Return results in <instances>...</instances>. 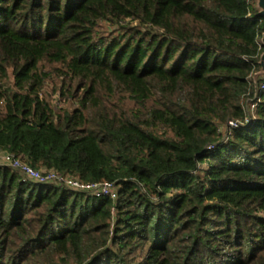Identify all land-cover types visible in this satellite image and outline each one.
Segmentation results:
<instances>
[{"label": "trees", "instance_id": "obj_1", "mask_svg": "<svg viewBox=\"0 0 264 264\" xmlns=\"http://www.w3.org/2000/svg\"><path fill=\"white\" fill-rule=\"evenodd\" d=\"M263 32L256 0H0V152L116 187L0 163V264H264Z\"/></svg>", "mask_w": 264, "mask_h": 264}, {"label": "built area", "instance_id": "obj_2", "mask_svg": "<svg viewBox=\"0 0 264 264\" xmlns=\"http://www.w3.org/2000/svg\"><path fill=\"white\" fill-rule=\"evenodd\" d=\"M258 88H264V81H261V83L258 84ZM257 104L258 101L252 100L249 103L247 112H250V114L253 115V110ZM229 124L231 126H237V124L233 121L229 122ZM0 163L17 170L28 181L41 183L53 182L59 185H65L73 190L87 192L95 196L116 197V187L113 183L82 182L78 179L56 173L54 171L42 173L41 171L29 166L20 157L11 153L0 152Z\"/></svg>", "mask_w": 264, "mask_h": 264}, {"label": "water", "instance_id": "obj_3", "mask_svg": "<svg viewBox=\"0 0 264 264\" xmlns=\"http://www.w3.org/2000/svg\"><path fill=\"white\" fill-rule=\"evenodd\" d=\"M256 8L258 9V14L264 17V0H256ZM261 45L264 47V32L261 38ZM260 65L261 69L254 75V81L257 88L259 78L264 77V52L261 55Z\"/></svg>", "mask_w": 264, "mask_h": 264}, {"label": "rangeland", "instance_id": "obj_4", "mask_svg": "<svg viewBox=\"0 0 264 264\" xmlns=\"http://www.w3.org/2000/svg\"><path fill=\"white\" fill-rule=\"evenodd\" d=\"M60 79V80H59ZM59 79L58 78H51V79H49V81L46 83V88H47V90L48 91H50V93L52 94L51 95V100H52V96H53V101H55V100H57L58 101V99H59V97H58V93H56L59 89H58V87L60 86V81H62V78H60L59 77ZM57 88V91L55 92V93H53L54 92V90ZM57 101H55V102H57ZM62 102H63V100H62ZM64 103V102H63ZM66 104H67V106H72V104L71 103H68V102H65Z\"/></svg>", "mask_w": 264, "mask_h": 264}]
</instances>
